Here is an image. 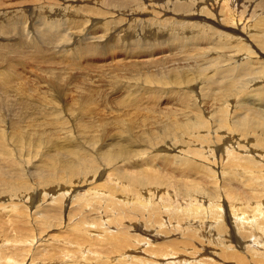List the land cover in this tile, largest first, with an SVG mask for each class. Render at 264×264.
I'll return each mask as SVG.
<instances>
[{"label":"rangeland","instance_id":"1","mask_svg":"<svg viewBox=\"0 0 264 264\" xmlns=\"http://www.w3.org/2000/svg\"><path fill=\"white\" fill-rule=\"evenodd\" d=\"M199 1L201 3L205 2L206 5H207L206 1L210 5H215L214 3L217 2L216 5L218 7H216V10H213V9L211 10L212 11V12H210L211 15L208 13L209 11L207 9L205 10V12H188L185 15H187L190 18V20H187L186 22L193 23V26L198 25V26L205 27V28L209 29V31H211L210 28L208 27L209 25L205 26L203 24H206V21H208L211 24L214 22L215 18L218 19V17H219L218 11L220 10L219 4L223 3L224 0H219V1L218 0L217 1L216 0H206V1L205 0H199ZM231 1H235V0H231ZM240 1L241 0H237V3L242 4V2H240ZM252 1H254V4H253V6H254L255 2L257 0H252ZM19 2H21V0H6V2L0 3V28L7 30L9 32H13L14 33V34H12L13 36H15L17 34H18L17 36H19L20 33L18 31H16L15 29H13V27H12L13 25L3 24L1 22V20L3 21L5 19L1 18V15L10 14L11 12H10L9 7L15 6ZM56 2H58V0ZM175 2H172V3H175ZM172 3L168 7V10H166L164 8L162 11L155 12L154 10L148 8V9L140 10V12H131V14H134L132 16L137 19V21L134 23V26H136L135 27V29H136L135 37L147 39V40H157L158 39L161 41V42H159L161 45H159L158 47L151 46L152 43H149V42H147V43H149L147 45H139L138 46L139 48L145 47V46L153 47V51L152 52L150 51L151 54L142 55L143 53H141V55H139V56H134V57H129V58L126 57V59H125V56H126L125 52L120 50L123 52V55H122V52L120 53V51H117V53H119V54L115 55L117 57V59L114 60L115 56L110 54V52H112L111 48L107 45H106V47H103V46L98 44L95 47H88V48H82V49L77 47L74 52L66 53V54H64L63 58H58V55L56 54L57 51H55V50L60 49V47H59L60 43H57V44L55 43L56 45L51 44L52 46H50L48 49L45 48L44 46H41V45H39L38 48L32 47V46H31V48H28L30 45L25 44V45H23V48H24L22 50L23 52L21 50L19 52V50H16L13 47L15 49V51H17L18 53L14 52L13 54L12 53L7 54L6 58L9 59L11 57L9 60L15 59L14 61L9 62V63L0 64L1 65L0 66V85L3 82H11V83H13V86H15V88L16 87H18V88L23 87L24 91L26 93H29V94L37 93V92L40 93L39 86H38L39 84L41 85V88L45 89L44 85L41 83L42 80L38 78V76L41 77L43 75V73H41L42 69L64 70L65 72L68 71L67 72L68 76L72 75L71 76L72 77L71 82H70L71 84H68V81L70 79H68L67 77L60 79L61 84H59V86H58L59 88H64L66 86V83H65L66 81L68 84L67 86L72 87L66 91H63L64 94L61 95L60 92L56 88L53 87L54 92H55L56 101L61 102V105H60V107H62L61 109L56 108V104L53 108V105L51 107L47 103H46L47 106L45 108L44 107L42 108V106H44L45 104L42 101L41 94H39V96H38L40 98V101H37L36 99L33 100L29 96H26V94H25L24 98L20 102L21 105L23 106V108L17 109L18 110V111L16 110L17 112H10L9 115L7 114V112H3V109L0 107V113L3 112L4 113L3 116H8V118H9V119L8 118L3 119L2 118L3 116H0V120H2V122L0 121V171H2L0 173V178H1V180H0V246H2L4 249V251L0 252V264H23V262L17 261L13 257L14 253H17L20 251L23 252V255H28L30 253L29 254L30 259H32L31 257L35 256L38 259L37 262H41L42 259L43 260H50V261H48L47 264H74V263L75 264H83V263L86 264L87 263L86 260H88L87 264H105L106 261H107L106 264H113V263H115L116 260L114 259V262H113V260L112 261H110V260L112 258H114L118 254V252H111L110 251L111 248L101 252L100 248H102L101 247L102 245L100 246L99 240L104 239L105 236L106 237L109 236L110 233H107V231L112 230V232L113 231L115 232L118 229H119V231L124 230L123 232L130 230L129 232L131 234L132 233H134V234L139 233L137 235H139L141 237V239H143L145 237L144 240H146V241L150 240V243H152L156 247L158 244L160 245L164 242H168V241L172 240V238H176L177 236H180V237L182 236L184 241L192 242V244L188 243V245H187V250H186L187 253H183L182 251H180L177 256H175L173 254V255H170L169 257L163 258L161 260V262H159V264H182V263H184V264H264V257L261 259H257V261L255 260L257 257L264 256V174H247L250 181L252 182V184L254 186L253 189L250 187H249V189H245L248 187H245V188L241 187V180H242L241 176H234L233 174H228L227 177L231 178L232 181L236 185L235 189L239 188L240 189L239 191L246 190V192L243 195L234 196V195H232V192L234 189L227 190L219 201V204H218L219 210L214 211V215L217 216V219L215 221L210 220V216H211L210 212H208V218L204 219L203 217H198L196 215L195 217H197V219H193V216L188 217V213H186L185 210H183V207L187 203V197L186 196H188L185 194L187 193V191L188 192L190 191V190H188V187H192L195 182H197L195 184L196 186H200V184L202 185V188L199 191H200V194L204 195L205 198L199 197L198 199L201 202H205V206H208L209 203H208L207 195L203 194V192L208 193L209 196H214V194L212 192H213V190L214 191L218 190V187L216 186L217 184L222 185V190H223L224 184L226 183L225 179L221 178V176H219L218 174H217V177H215V175L211 174L209 171H207L205 169V164H208V165H211L213 167L212 169L214 170L215 174L218 173L217 171H219L218 165H217L218 163L217 164L215 163L217 166L216 165L213 166L212 164L208 163V162H211V160H208V158L205 156V155L209 154L208 153L209 150L213 149V153L215 154V156H217L215 158L219 159L220 151H222L224 148V145L222 144L223 140H222V138H219V134L222 136L227 135V136H229V138L232 135H234V139H236L238 137L237 138L238 141L237 140H234V141H237L239 144H241V142H242V144L250 145V143H253V141H255L257 144H261L264 147V118H263L264 117L263 116L264 102L255 101L254 99H256V98L253 96L252 97L251 96L245 97V94L240 95L238 98L237 95H234L235 93L232 94L229 90L228 91L226 90L227 86L221 87L222 89L216 88V90L219 94L217 96H215V95L213 96L216 99H213V97L208 98V95L206 92V90H207L206 87H208V85H209L206 82H207V80H210L208 77L212 76L213 78H211V79H218V78H226V76H227L226 79H228L230 77L225 72L222 73V71L226 68L235 69L236 66L241 65L242 61L239 62V60H238L235 62H227V61L223 62L221 60H218V61H213L210 63V61H211L210 60L208 65H207L208 67H211L210 70L207 71V72H209V73H207L208 77H206V75H203V76H201L202 77V80H201V78L199 77L200 75L198 77L192 78L191 77L192 75L189 74V75H187L188 78L187 77L185 78L186 81L181 80L177 83L173 81V80H176V78H177V77H175L176 76L175 71H176V73H177V70L179 71V74L177 73L178 75L183 74V73L188 74V69L186 67H190L191 65H194V63L191 62V57H190L191 54L189 53V51L184 52V51L179 50V53L183 52V53H180V55L181 56L183 55L184 58L183 57L181 58L180 55L178 54L179 56L177 55L175 58H173L174 61L168 62V64L166 63L167 62L166 60H162L160 58L158 61L161 62V64L159 63V65H158V62H155V64L154 63L150 64L148 62L150 60L152 61L153 58H156V57H153L152 59L149 58L150 60L147 59L148 58L147 56L153 55L152 53L157 54V58L165 56V55H167L166 58L170 57V51L167 49L168 46L167 47L165 46V42H168V39H169V35L166 32L167 24L169 22H172V25L182 24V21H181L182 19L178 16L179 14L177 12H172V11H179V9H183V11H184L185 6H190V2L188 0H186L182 3L183 7L173 6ZM248 3L249 2H247V4L246 3L244 4L243 10L248 5ZM205 4H203L201 6L202 7L205 6L208 8V6H206ZM27 5L28 6L26 8L30 9V8L34 7L35 4L28 3ZM129 5H130L129 0H115V4L112 8H116V11H117L118 6L126 7ZM250 6L248 5V8L246 9V13H244V15H245L244 18H246L245 22L247 23L250 21L253 23H258V22H256V20L258 21L259 19L263 22L264 12H261V13L260 12H254L258 8L254 10V9L250 8ZM193 7H195V6H193ZM112 8L107 7L106 10L109 9L107 11L102 9V12H110V10ZM158 8H161V7L159 6ZM157 10L158 9H156V11ZM202 10H204V8ZM82 12H99V11L95 7H93V8L88 9V10H83ZM30 13H31L30 18H29L30 23L28 24V26H29V29H31L30 30L31 32H34L36 21H38L39 24H43L45 26L46 31L53 34L54 38H56L58 36L59 31L56 30V28L51 30L48 27L49 23L52 22L50 14H40L39 16H34L32 14L33 12H29V14ZM242 13L243 12H239V14H240L239 15L238 12H236V13L231 12V15L233 17L235 15H239V16H235V17H240V16H242ZM249 18H250V20H249ZM88 19H91V17H88ZM115 20L118 22V25H121L124 23V21L121 17H116ZM24 24L25 23L20 24L21 30H23ZM52 26H55V23H53ZM247 26L248 25H246L245 27H247ZM33 27H34V29H33ZM231 27H234L236 30L241 29V33L244 35L245 38L242 37L243 36L242 34H239L238 36L241 37L242 44L239 45V44L228 43L227 44L228 47L230 48L232 45H239L237 47L244 46L245 48H247V47L250 48V52H251V54H235V56H237L241 60L245 56H248V55L249 56L253 55L255 57L253 59H255L257 61L260 58H264V55L262 56L261 54H259L261 52H256L254 50V46H251L250 39L247 37V35L244 32H242V31H244L242 29V28H244V25L242 27V24L238 25V24L232 23ZM65 28H66V26H65ZM66 30H62L64 32H66V35L69 34L68 32H70V33L74 32L73 29L66 28ZM223 30L225 32L226 29H223ZM147 31H149V32L145 35L142 33V32H147ZM99 32H100L99 29L96 28L95 30H93L91 32V35H97ZM211 32H213V31H211ZM187 33H191V32L187 31L182 36L186 35ZM0 34L3 37V34L1 33V31H0ZM217 34H218V32H213V35H217ZM4 35H6V34H4ZM137 40H139V39H137ZM237 41H238V39H237ZM12 42H14V41H12ZM56 42H57V40H56ZM58 42H60V41H58ZM15 43H19V42H15ZM15 43H13V44H15ZM41 47H42V49H41ZM161 47H162V49L160 50ZM34 48H37V49H35L33 51ZM52 48H55V49H52ZM163 48H165V49H163ZM43 49H44V51L45 50L46 51L43 52L42 51ZM98 49L102 50V52L104 54L103 53H99L98 55L95 54L97 56L91 54L92 56L89 55V56H86L87 58H85V57L83 58V56L86 53H89L90 51H95ZM2 52L5 55V51H2ZM21 52L23 54H21ZM38 52H39V54L40 53L41 54L39 55ZM240 52L244 53L245 50H241ZM25 53L27 55H25ZM28 53L31 54V56H33V57L35 56V57L34 58L31 57ZM32 53H33V55H32ZM34 53H36V54L34 55ZM187 53L189 55H187ZM257 53H258V55H257ZM184 54H186V55H184ZM8 55H10V57ZM20 56L23 58H21ZM187 56H188V58H187ZM177 57H180V58H177ZM238 58H234L233 60H236ZM33 59L42 60L44 63L40 64L37 60H36L37 61L36 62ZM122 59H123V61H122ZM176 59H178V60H176ZM0 60H1V58H0ZM20 60H22V62L24 63L23 65H21ZM48 60H49V62L45 63V61H48ZM125 60H127V61L129 60V62L126 61V63H129V64L125 68L134 67L137 65H142L144 63L146 66L142 70L143 73L139 75V79H141L142 76H144V78L142 77L141 80L138 79V82H137L136 78H138V76H135V75H137L136 74L137 72L131 73V75H130V72H127V73L123 72L122 73L121 69L123 67H120V66H118L112 70L113 72L115 70H119V71H116V73L114 75L103 73V72H107V73L109 72L108 66L110 67L114 63L116 65V63H118V61H120V62L122 61L125 63ZM162 61L164 62V64H162ZM203 61H205V60H203ZM60 62H66L69 65H71L70 70L66 71V69L64 68L65 65L61 64ZM218 62H220L221 64L220 63L218 64ZM105 63H106V67H105ZM156 63H157V65H156ZM84 65H88V68L90 67V69H84V68H87V66L84 67ZM2 66H5V68H2ZM35 66L38 69L35 70V68H34ZM80 66L83 68H79ZM243 66H244L243 68H246L250 65L244 64ZM61 67H63V68L61 69ZM153 67H156V68L160 67V68L159 69L155 68V70H153ZM193 67H195V66H193ZM193 67H190V68H193ZM200 67H201V65H200ZM30 68H32L34 70H32V71L27 70V71L19 72L22 69H30ZM39 68H41V69H39ZM185 68H186V71H185ZM243 68H241L242 69L241 72H239V71H238L239 73L235 72L237 76L244 73ZM156 70H157V72H155ZM159 70H163V71L158 72ZM92 71H93V73H92ZM217 71H219V72L217 74H215V72H217ZM87 72H89L90 75L85 76ZM164 72L165 73L168 72V74L165 77V79L162 80L161 75L165 76ZM150 73H151V76H150ZM220 73H222V74H220ZM94 74L96 76H94ZM60 75H62V74H60ZM117 75L119 77H117ZM159 75H160V78H157V77H159ZM214 75H216V76H214ZM84 76H85V79H84ZM149 76H150V78H148ZM127 77H129V78H127ZM171 77H175V79L171 80ZM151 78L154 81L153 83L156 82L155 84H152L154 86L150 85L151 80H152ZM144 79H146V80H144ZM147 79L150 83L147 81ZM18 80H21L22 83L17 82ZM126 81L129 83H127ZM119 82H120V84H119ZM139 82H140V84H139ZM142 82H145V83H142ZM180 83H183V84L181 85ZM187 83L189 86L187 85ZM83 84L85 86L88 85L87 87L92 86L93 96L90 98V100L92 101L95 98V103H93V105L91 106V108H92L91 113L97 114L96 116L102 117L105 119L107 117L106 121L108 123L110 122L109 125L107 124V126H105V125L103 126L104 131L101 134H98L96 130L89 133V135H87V134L84 135L83 133H80L79 130H76V131L73 130V132L76 133V134H73L72 129H69L66 131H65V129H63L64 127H69L67 120L71 121V122L74 121L73 118H71V120H70L71 115L72 116L77 115V112L75 114L74 111L70 112L67 109H63L64 108L63 104H64L65 108H67L68 104H72L73 102L77 103V98H78L77 94H78V91L82 90ZM166 84H169V86H172V89L174 91L177 88H178L177 90L179 91L180 87H182V89H184L186 87L185 89L189 90L191 95H192L191 100H193V99H197V101L198 100L201 101V99L205 100V101L203 100V103L205 105L204 104L201 105L200 109L202 110V108L205 107V109H203V111L206 110V114L204 116L207 117L206 119L208 121L211 119L209 121L210 122L209 127L211 128V134L213 136L210 135L209 138L211 140L214 139L213 141H215V145H213L212 141H209L207 138H204V139L197 138L198 137L196 135L197 133H193V136L197 138V139L195 138L196 141L195 140L192 141L193 144L189 143L190 141H188V140H190V139H187V141L185 143V142H179V138L178 139L171 138V137L160 138V136H159L160 132H157L159 130H158L157 125L154 123L153 120L157 119V120L161 121V123L162 122L164 123L165 119H166L165 121H167V119L170 118L169 114H166V113L174 110L175 106H176L175 109H177L181 104H183L182 100L179 97H177V98H179V100H178V99H174L175 97L171 98V96H169V94H170L169 89H171V87H169L167 85L166 86L167 88H166L165 87ZM136 85H137V87L139 85H141V86H139L137 88V87H135ZM222 85L224 86V84H222V83H219V85H218V81H216L213 85H210V87H212L211 89L214 90L215 87H219ZM124 86H125V88H128V89L125 90V88H124V90H122ZM150 86L152 88H150ZM173 86L175 89L173 88ZM252 87H253V89H257V88H260L261 86H260V83H256ZM159 88H160V91L157 92ZM164 88H166L169 91H167L166 89L164 90ZM191 88H195V89H191ZM227 89H229V87ZM253 89L248 90V91L252 92ZM194 90H195V92H194ZM84 91H86V90H84ZM124 91H125V93L126 92H129V93L125 94ZM151 91L152 92L156 91V94H154L155 97L150 96L149 92H151ZM88 92H90V91H86L85 93H88ZM228 92L231 94H229ZM13 93L9 92L8 93L9 95H7V96L8 97L11 96L14 99L17 98L16 96H18V95L16 94V92H13ZM194 93H196V94H194ZM227 93L229 96L227 95ZM253 93H254V91H253ZM163 94H165V95H163ZM222 94H224V95H222ZM0 95H2V93ZM126 95H133L132 97H134V95L135 96L138 95L139 97L143 96V98L146 100L143 99V101L141 102L142 104L141 103L139 104L140 107H142V108H139L141 110L134 109L135 107L133 108L130 105L131 100L130 99L128 100ZM161 95H162V97H161ZM2 96L4 98V95H2ZM7 96H5V97H7ZM236 96H237V98H235ZM159 97L161 98V101L156 102V100ZM201 97H203V98H201ZM206 97L208 98L209 101H207V99H205ZM217 97H219V98H217ZM122 98H125L126 101L124 99V102H123ZM224 98H225V100L227 98L230 99L229 103H230L231 107H230V111L228 110V112H227L229 117L234 116L231 114L233 111H234L233 114L235 113V115H237L236 117H242V116H245L244 113L254 111L253 110L254 108H257V110L260 109L261 112H259L260 113L259 115H253L251 117L250 121L245 123V125H247L248 129L251 127L253 128V126L255 128V131L253 132V134L250 137L247 136L248 132H246V131L241 132L239 130H235L236 132L238 131L237 133L234 132L236 134H234L233 132H231V134H230V131H232V130H229L230 128L225 127V126L220 127L219 122L215 121L218 118V116H217L218 114L216 115V113L214 111H212L214 108L213 102H215L217 100V104L220 105V103L224 102ZM248 98H249L250 102H248ZM9 99H11V98H9ZM233 99L236 101L234 102ZM153 100H155V102ZM243 100H247L246 106H248L250 103L255 105V106L250 105L246 109L242 108L240 110V108H238V106H239L238 103L239 102L242 103ZM127 101L129 102V104ZM174 103H177V104L174 105ZM166 104H168L167 107L170 106V107H168V108H170L169 111H168V108L166 107ZM171 104H172V106H171ZM142 105L148 106L147 108L152 107L150 109H152L153 111L151 110V113H150V111L148 112V110H150V109H147L146 106L144 107ZM184 106L185 105H181L182 108ZM208 106L213 107V108H210L211 109L210 110L208 108ZM127 107L130 109L126 110V109H128ZM136 107H137V105H136ZM143 107L146 110H144ZM158 107H159V109H158ZM163 107H165L168 112L166 110H162V109H165ZM172 107H173V109H172ZM113 108H115V109H113ZM207 108L209 111L207 110ZM47 109H49V110H47ZM238 109L240 111H238ZM243 110H245V111L243 112ZM120 111H122V112L125 111L124 113L127 114L128 117L131 118L133 116L137 119V121H138L137 125L138 126L135 130H133V131H135L134 136L128 137L126 135L125 128L121 127V125L118 124V122L115 120V115L117 113H119ZM83 112L84 111H81L79 113H83ZM174 112H176L178 114L181 113L180 109H178ZM54 113H55V115H54ZM145 113H146V116L148 113L150 119L145 118V116H144ZM213 113H215V117H213V115H214ZM11 114L13 117L11 116ZM15 114H16V116H15ZM162 114H164V115L166 114L168 116L167 117L161 116ZM57 115H60V117L59 116L57 117ZM207 115L210 116V118ZM24 116H29V117L26 118ZM18 117L19 118H25L26 120L20 121ZM77 117H78V115H77ZM159 117H160V119H159ZM29 118H31V119H29ZM56 118H60V120H58L56 123L50 122V123H46V125H44L42 123V121H45V122L48 121L49 122L50 119L56 120ZM144 119H146L147 124L142 123L143 122L142 120H144ZM29 120H30V122H29ZM63 120H64V124L62 123ZM11 121H14L13 123L15 124V126L12 129H6L5 128L6 124H8V123L13 124ZM31 121L33 122L32 124H31ZM115 121H116V123H115ZM78 122H79L78 120H75V123H78ZM34 124H36V126H38V127H35L38 129V132H36V133H35V130L32 129V128H34ZM72 124H74V122H72ZM84 125H86V124H84ZM80 126H81L80 124H77V125H74V128H80ZM148 126H149V128H148ZM22 127L25 129H23ZM28 128H30V131H25ZM225 128H227V129H225ZM37 129H36V131H37ZM144 129H145V131H144ZM216 129H218V130H216ZM222 130H224V131H222ZM226 130H228V132H229L228 134L226 133ZM40 131L41 132L46 131L47 134L45 133L43 135H40L41 134ZM146 131H148V132H146ZM154 131L156 133H154ZM25 133H26V135H25ZM240 133H246V135L240 139L239 138ZM203 134H204V132H203ZM190 135L192 136V134H190ZM68 138L69 139L71 138L72 140L71 139L69 140ZM74 139H76V140H74ZM79 139H80V141H79ZM248 139L249 140L254 139V140L249 141ZM66 140L68 143L66 142ZM84 141H85V143H84ZM76 142L80 143V144H76ZM199 142H200V144H199ZM216 142H218V144H216ZM242 144H241V147L238 148L237 154H240V153L247 154L248 153L247 150L243 149ZM76 145H80L81 147H75ZM218 146H221L222 148H218ZM83 147H84L83 150H85V151L83 153L81 151L78 153V150H82ZM235 147H238V146L235 145ZM75 148L77 150V151H75L77 156L74 155L75 154L74 152H72V151H74L73 149H75ZM195 148L199 149L200 152L197 154H193V156H192L191 151L194 150ZM66 151H67V153H66ZM55 152L58 153V155ZM262 153L263 154H257V159L261 164L264 165V162H263L264 161V151ZM70 154H71V156H70ZM167 154H169V155L175 154L177 157H180L179 159H183V158H185V159H192V158L194 159L195 158L196 159L197 158L195 160V161H198L197 164L203 165V166L201 167V169L197 168L195 171H193L191 173L189 172L188 174H185L186 173L185 171H180L181 175H179L177 172V169L175 168V165H176V163L174 162L175 159H173V156L169 157V155H167ZM72 155H74V156H72ZM162 155L164 156V158L168 157L167 160H169V161L171 160L170 163H171L172 167H169L170 169L167 168L168 170L166 169V173H164L165 167L159 163ZM74 157H77V159ZM75 160H78V162ZM150 161H153L154 163L155 162L156 163L153 164ZM45 162H46V164H45ZM68 162H70L71 164L70 163L68 164ZM73 162L76 165H74ZM211 163H213V162H211ZM61 164H62V168H60ZM63 164L65 166L64 169H63V167H64ZM68 165H70L71 167H72V165H73V167L75 166L74 167V173L75 174H89L88 176L90 178L88 179L87 184L86 183L84 184L85 188H86V186L88 188H91L94 185L95 180L93 178H91L92 174H98L97 178L100 176L99 174H101V175L102 174H117V175L121 174V176H123V178H124L125 177L124 174H155V173H159L160 179L162 180V182H160V183H162L163 185L159 186V183H158L157 186H159V189L164 190L163 194L169 193V195H171L173 197V199L171 201H169V203L172 204V206H171V208L165 210V209H162L157 204H153L144 212V214L143 213L136 214L137 216L136 215H134V216L138 217V218H136V219L134 218V219H130V220H129L130 217H128V216H131V215L126 213V214H124V217H123L124 220H122V222H119L122 224H117V225H115L112 222L105 220L106 216L111 215L114 210L113 209H106L104 201H102V203L100 204V203H98L99 200L96 199L95 202H93L91 205H89V208H88V206L86 208L85 205L82 206V204H81L79 207H77V209H75V207H71V205H72L71 197L75 198V195L72 194L70 197L69 196L71 194L70 193L66 197V199L64 200L65 201L64 204L61 206V203H58L57 200L55 201V199H53V198H55V197H59V199H60V197L63 198L62 195L58 196L57 194H60L59 189H60V186H62L64 182L62 183L60 181L61 183L60 182L59 183L62 185L58 186V182L56 181V179H54L55 178L54 175H57L58 172H59L58 174H63L62 169L64 172H66V174H68V173L71 174V171L70 172L68 171L70 168V166H68ZM105 166H107V168H103ZM173 167H174V169H173ZM101 168H103V169H101ZM143 168H145V170H153V172H155V173H135V171L143 170ZM42 169H44V170H42ZM52 169H54V170H52ZM57 169L61 170V171H58ZM55 170H56V172L58 171L56 174L54 173ZM96 170H97V173L95 172ZM131 170H133V171H131ZM206 172H208L207 173L208 176H206L207 175ZM184 174L186 175V177L184 176ZM171 175L173 177H175V180L171 178L172 177ZM121 176L119 175L120 178H121ZM210 176H211V178H210ZM70 177L71 176H68L65 181L70 182L72 180V178H70ZM52 178H53V180H52ZM42 180L45 181V183ZM103 181H104V179H103ZM183 181H184V183H183ZM198 181H200V183ZM101 182L102 181L100 179H98V181H96L95 185L97 183H101ZM198 183H199V185H198ZM116 185H117V183H115L113 185V188H114L113 190H114V192H117V194H118V190H120V189H119V187H114ZM84 186L82 187V185H80V183H79L78 185L75 186L77 189L76 191H80L81 189H85ZM166 186H168V187H166ZM160 187H162V188H160ZM24 188H28L27 191L31 195V196L23 197L25 199L28 198L27 199V200H29L28 203H26L25 199L23 200V198H20L21 196L20 197L18 196V194H21L22 191L24 192ZM30 189H32V190L29 191ZM43 189H45V190H43ZM116 189H117V191H115ZM53 191H54V194H53ZM110 191H112V188L110 189ZM215 192H217V191H215ZM74 193H75V191H74ZM130 193L135 194L132 191H130ZM114 194H116V193H114ZM15 196H16V198H15ZM164 199H165V203H167V199L166 198H164ZM7 203H10V204L12 203L13 207L15 208V211H13L12 208L5 207L4 205H6ZM94 204L97 206V207L95 206L96 208L94 207ZM160 204H162V203H160ZM62 207H63V209H62ZM67 207L68 208L71 207L70 208L71 211H70V209L65 211L64 209L65 208L67 209ZM99 207H101L102 210L97 209ZM119 207H120V209H122L121 206H119ZM92 208L95 210H92ZM10 210L12 211V213ZM77 212H78V214H80L79 216L76 215ZM26 213L28 216L26 215ZM46 213H48V214H46ZM67 213H69V216L72 215L69 218V220L67 219V215H68ZM64 214H66V218H65ZM74 214H75V216H74ZM119 214L120 215H116L118 217V219L121 218V213H119ZM125 215H126L127 219H126ZM206 217H207V215H206ZM51 218H53L54 220ZM82 218L87 219L88 222H92L94 219V221H97V224L87 223V224H85L86 227L80 224L79 226L84 228V231H89L88 227H92V231L88 232L90 234L87 233V234L81 235L83 237L78 239L77 234L81 233V230L74 227V226H75V224L76 225L79 224V220H81ZM73 220H74V222H73ZM131 220H132V222H131ZM201 220H203L202 223L204 224L205 228L203 230H200V231L197 230L195 236H193V234L195 232L192 229H189L186 232H182L183 228H187L190 225L194 226V228H196V227L199 228ZM191 222H194V223L191 224ZM209 222H215V223H219V224L222 223L223 226L227 228V231L222 235H218L216 233V231L213 228H211V231L208 233V226H209L208 223ZM179 223H182L184 225L180 229V233L182 232L183 235L180 233L170 235L168 233L169 230H171L172 232L177 231L176 228H177ZM67 225H68V229H67ZM121 225H123V226H121ZM135 225H136V227H134ZM72 226L74 228H72ZM19 229H20V231H19ZM137 231H139V232H137ZM142 232H144V233L142 234ZM59 233L62 234L61 237L59 236L60 235ZM5 234H8V235L10 234L9 237H12L15 239H16V237L19 238L20 236H22V237L25 236L26 237V244L22 248H20L19 250L14 251L11 247V244H10L11 242L5 237ZM11 234H12V236H11ZM15 234H16V237H15ZM99 234H101L100 237H99ZM188 234H190V236ZM202 234H204V235H202ZM48 235H49V238H48ZM54 235L57 236V240H55L56 237ZM89 235H90V237H89ZM174 235H175V237H174ZM85 236L87 239L85 238ZM202 236H204V237H202ZM51 238L54 239V241ZM61 238H62L61 241H64V242L60 241ZM48 240L50 242H47ZM86 241H88V243L89 242L90 243L88 244V243H86ZM133 241H134L133 238H131L130 241L125 242L127 245L123 246L122 250H123V248H125V250H128L131 247H137L138 245L136 246V244H134ZM79 242H80V244H79ZM103 242H104V240H103ZM77 244H78V246H77ZM90 244H93L91 246V248H92L91 250L94 253H97L98 256L89 252V254L86 253L87 257L84 259V258H82L83 252L84 251L88 252ZM145 246H147L145 249H148L149 247H151L150 245H145ZM28 247H30L31 252L30 251L25 252V250ZM70 248L73 250L75 249V251L73 252L71 250L72 252L71 251L69 252V250H68V252H69V254H68V252L66 250L70 249ZM64 249H66V250H64ZM154 249H156V248H154ZM64 251L67 253H65ZM89 251H90V249H89ZM61 252H64V253H62L60 255ZM129 253H131V252H129ZM136 253L138 256L143 255V253H141V254H138V252H136ZM31 254H32V256H31ZM39 254L40 255L42 254L43 256L41 255V257H40ZM103 254H104V256L106 255L107 257L109 255H115V256H112L111 258H108V260H107L106 256L103 259V257H102ZM133 254H135V252H133ZM144 254L147 255L148 250L144 251ZM76 255H78V256H76ZM60 258H61L62 262H61ZM54 259H56V260H54ZM64 259H66V260L63 261ZM67 259H69V260L67 261ZM102 259H103V261H102ZM79 260H82V262L81 261L79 262ZM36 263H34V264H36ZM41 264H46V263L42 262Z\"/></svg>","mask_w":264,"mask_h":264},{"label":"bare ground","instance_id":"2","mask_svg":"<svg viewBox=\"0 0 264 264\" xmlns=\"http://www.w3.org/2000/svg\"><path fill=\"white\" fill-rule=\"evenodd\" d=\"M56 1L57 0H24V1L21 0V2L17 3L15 6H10L9 7L10 12H11L10 14L1 15V18L5 19L3 21L1 20V22L3 24H6V25H13L12 26L13 29L18 31L20 34H19V36H17L18 34L13 36L12 35V34H14L13 32H9L7 30H4V29L0 28V31L3 34V37L0 34V58H1L0 64L9 63V62L14 61L15 59L9 60L11 58L10 55H8L10 58L8 57L9 59H7L6 58L7 54L8 53H12L13 54L14 52L16 53L17 51H15V49L19 50V52H20V50L22 51L24 49L23 45H25V44L30 45L28 48H31V46L38 48L39 45H41V46H44L45 48L48 49L50 46H52L51 44L60 43L59 44L60 49L59 50L58 49L55 50V51H57L56 54L58 55V58H63L64 54H66V53L74 52L77 47L82 49V48H88V47H95L98 44L103 46V47H106V45L109 46L111 48V51H112V52H110V54L113 55V56H115L116 54H119V53H117V51H120V50L124 51L125 55H126L125 59H126V57L129 58V57L139 56V55H141V53H143L142 55L151 54V52L153 51V47H158L159 45H161L159 43L161 41L158 40V39L157 40H147V39H142V38L135 37V32H136L135 27L136 26H134V23L137 21V19L132 16L134 14H131V12H140V10L148 9V8L154 10L155 12L162 11L164 8L166 10H168V7L171 5V3L175 2V1H176L175 3H172L173 6L183 7L182 3L184 1H186V0H129V3H130L129 6H126V7L118 6V10L117 11H116V8H112L114 6V4H115V0H58V2H56ZM188 1L190 2V6H185V10L184 11H183V9H179V11H172L171 10L172 12H177L179 14L178 16L182 19L181 20L182 24H178V25L174 24V25H172V22H169L167 24L166 32L169 35V39H168V42H165V46L166 47L168 46L167 49L170 51V57L166 58L167 55H165V56L157 58V54L152 53L153 55L147 56L148 57L147 59H149V58L152 59L153 57H156L157 59L153 58L152 61L149 59L151 62L150 61H148V62L150 64L151 63L155 64V62H158V65H159V63L161 64V62L158 61L159 58H160L162 60H166L167 62L166 61L165 62L168 64V62H173L174 61L173 58H175L178 54L180 55V53H183V52L179 53V50L180 51H184V52H188L189 51V53L191 54V56H190L191 57V62L194 63V65L190 64L191 65L190 67H193V66H195V67H193V68L186 67L188 69V74H186V73L184 74L183 73V74L178 75L179 71L177 70L178 74L175 71V74H176L175 77H177V78H176V80H173V81L177 83V82H179L181 80L182 81L185 80L186 77L188 78L187 75H189V74L192 75L191 76L192 78L193 77H198L200 75L199 77L201 78V80H202L201 76H203V75H206V77H208L207 73H209V72H207V71H209L211 67H208L207 65H208L210 60H211L210 63L213 62V61H218V60H221L223 62H226V61L227 62H235V61H238V60H239V62L242 61L241 65L240 66H236L235 69L226 68L223 71L221 70L222 73L225 72L230 78L226 79L227 78V76H226V78L211 79L213 77L210 76V77H208L210 80H207L208 78L206 79L207 80L206 83L209 84L208 87H206V89H207L206 92H207L208 98L213 97L214 95L215 96L219 95L217 90H216V88H221V87L227 86L226 90L227 91L229 90L232 94L235 93L234 95H237L238 98H239L240 95L245 94V97H248V96L252 97L253 96V97L256 98V99H254L255 101L264 102V58H260L257 61L255 59H253V58H255L253 55H251V56L248 55V56H245L241 60L240 58L235 56V54H251V52H250V48H248V47L247 48H245L244 46L237 47L240 44H242L241 37L238 36L239 34H242L241 33V29L236 30L234 27H231L232 23L238 24V25L242 24V27L244 25V28H242L244 31H242V32H244L247 35V37L250 39L251 46H254V50L256 52H261L259 54H261L263 56L264 55V20L262 22L258 18L259 20L258 21L256 20V22H258V23H253V22H250V21L246 23L245 22L246 18H244V16H245L244 13H246V9L248 8V5L249 6L251 5L250 8H252L254 10L258 8L254 12H260V13L264 12V0H257L256 1L257 3L255 2L254 6H253L254 1H252V0H241L240 2H242V4H238L237 0H235V1L224 0L223 3L219 4V9L220 10L218 11L219 12L218 19L215 18L214 22L211 23V24L208 21H206V24H203L205 26L209 25L208 27L210 28L211 31L218 32L217 35H213V32L209 31V29H207L205 27L198 26V25L193 26V23L186 22L187 20H190V18L187 15H185L188 12H205L206 9L209 11L208 13L210 14V12H212L211 11L212 9L216 10V7H218L216 5L217 2L214 3L215 5H210L205 0L206 3H207V5H206L205 2L201 3L199 0H188ZM4 2H6V0H0V3H4ZM247 2H249V3L245 7V9L243 10V6H244L245 3L247 4ZM28 3L35 4V5H34V7L30 8V9H27L26 7L28 6L27 5ZM203 4L208 6V8L205 7V6L202 7L201 5H203ZM159 6L161 8H158ZM193 6H195V7H193ZM93 7H95L99 12H82L83 10H88V9L93 8ZM107 7H111L112 8L110 10V12H102V9L105 10V11L109 10V9L106 10ZM203 8H204V10H202ZM156 9H158V10L156 11ZM29 12H33L32 14L34 16H39L40 14H50L52 22L49 23L48 27L51 30L56 28V30L59 31L58 36L56 38H54L53 34H51L50 32L46 31L45 30V26L43 24H39L38 21H36L34 32H31L30 31L31 29H29V26H28V24L30 23L29 22L30 21L29 18H30V15H31V13L29 14ZM231 12H235V13L238 12V14H239V12H243V13H242V16H240V17H235V16H239L240 14L239 15H235L233 17L231 15ZM88 17H91V19H88ZM116 17H121L123 19L124 23L121 24V25H118V22L115 20ZM249 20H250V18H249ZM21 23H25L24 26H23V30H21V26H20ZM53 23H55V26H52ZM246 25H248V26L245 27ZM65 26L68 29H73L74 32H72V33L68 32L69 34L66 35V32L62 31V30H66ZM96 28H98L100 32L97 35H91V32L93 30H95ZM33 29H34V27H33ZM223 29H226L225 32H224ZM187 31L191 32V33H187L186 35L182 36ZM148 32L149 31L142 32V33L145 35ZM4 34H6V35H4ZM242 37L245 38L244 35ZM55 39L57 40V42H56ZM137 39H139V40H137ZM237 39H238V41H237ZM12 41H14V42H12ZM58 41H60V42H58ZM15 42H19V43H15ZM147 42L152 43L151 46H153V47H148V46L141 47V48L138 47L139 45H147V44H149ZM13 43H15V44H13ZM228 43L239 44V45H232L229 48L228 45H227ZM37 48H34L33 51L35 49H37ZM41 49H42V47H41ZM44 49L42 50L43 52L46 51V50L44 51ZM52 49H55V48H52ZM161 49H162V47L160 48V50ZM163 49H165V48H163ZM241 50H245V52L242 53V52H240ZM2 51H5V55L3 54ZM122 51H120V53ZM22 52H21V54H23ZM39 52H38V54H39ZM99 53H103L102 50L98 49V50H95V51H90L89 53H86L83 56V58L84 57L87 58L86 56H89L91 54L92 55H95V54L98 55ZM35 54L36 53H34V55ZM25 55H27V54L25 53ZM29 55L31 56V54H29ZM32 55H33V53H32ZM97 55H95V56H97ZM122 55H123V52H122ZM184 55H186V54H184ZM187 55H189V54L187 53ZM257 55H258V53H257ZM31 57H33V56H31ZM180 57L184 58L183 55L182 56L180 55ZM180 57H177V58H180ZM21 58H23V57H21ZM187 58H188V56H187ZM234 58H238V59L233 60ZM116 59H117V57L115 56L114 60H116ZM202 59L205 60V61H203ZM33 60L34 61L37 60L40 64L44 63L42 60H39V59H33ZM176 60H178V59H176ZM122 61H123V59H122ZM122 61L121 62L118 61V63H116V65L114 63L110 67L108 66V68H109L108 69L109 70L108 73L107 72H103L102 71L103 69L101 71L103 73H106V74L114 75L116 73V71H119V70H115L114 72L112 70L115 69L116 67L120 66V67H123L121 69L122 73L123 72L124 73L130 72V75H131V73L137 72L136 73L137 75H135V76H138V78H136L137 82H138L139 75L143 73L142 70L145 68L146 65L143 63L144 65L142 64V65H137V66H134V67L125 68V67H127V65L129 63H126L127 60H125V63L122 62ZM20 62H21V65L24 64L22 62V60H20ZM46 62H49V60L45 61V63ZM127 62H129V60ZM220 62H218V64ZM60 63L65 65L64 68L66 69V71L70 70V66L71 65H69L66 62H60ZM162 64H164L163 61H162ZM244 64L250 65V66H248L246 68H243ZM156 65H157V63H156ZM200 65H201V67H200ZM86 66H87V68H84V69H90V67L88 68V65H84V67H86ZM105 67H106V63H105ZM2 68H5V66H2ZM34 68H35V70L38 69L36 66ZM62 68L63 67H61V69ZM79 68H83V67L80 66ZM155 68L156 67H153V70H155ZM159 68H156V69H159ZM186 68H185V71H186ZM241 68H243L244 73L241 74L242 76L241 75L237 76L235 72H238V71L241 72V70H242ZM39 69H41V68H39ZM27 70L32 71L34 69H32V68H30V69H22L19 72H23V71H27ZM161 71H163V70H159L158 72H161ZM67 72H65L64 70H56V69H42L41 73H43V75L41 77H39L38 75L37 76H38L39 79L42 80L41 83L44 85L45 89L41 88V85L39 84L38 86H39L40 93L37 92V93L29 94V93H26L24 91L23 87H20V88L16 87L15 88V86H13V83H11V82H3V83H1L0 92L2 93V95H4V98H3L2 95H0V107L3 109V112H7V114L9 115L10 112H17L18 111L17 109L23 108V106L21 105L20 102L24 98L25 94H26V96H29L31 99H33V100L36 99L37 101H40V98L38 96H39V94H41L42 101L45 104L44 106H42V108L43 107L45 108L47 106L46 105V103H47L51 107L53 105V108H54V106L56 104V108L61 109L62 108V107H60L61 102L60 101H56V99H55L54 88H56L60 92L61 95L64 94L63 91H66V90L72 88V87H68L67 86L68 84H71L70 82H71V78H72L71 77L72 75L68 76ZM89 72H87L85 76L90 75ZM155 72H157V70ZM218 72L219 71L215 72V74H217ZM92 73H93V71H92ZM222 73H220V74H222ZM60 74H62L63 76L60 75ZM164 74H165V76L163 75L164 77L161 75L162 80L165 79V77L167 76L168 72L167 73L164 72ZM85 76H84V79H85ZM94 76H96V75L94 74ZM150 76H151V73H150ZM150 76L148 78H150ZM214 76H216V75H214ZM64 77H67L70 80L68 81V84H67V81L65 82L66 86L64 88H59L58 86H59V84H61L60 83V79L64 78ZM117 77H119V76L117 75ZM142 77L144 78V76H142ZM142 77H141V79H142ZM175 77H171V80L175 79ZM127 78H129V77H127ZM157 78H160V75ZM141 79H139V80H141ZM144 80H146V79H144ZM147 81H148V79H147ZM216 81H218V85H219V83H222V84H224V86L222 85V86H219V87H215V89L213 90V89H211L212 87H210V85H213ZM17 82L22 83L21 80H18ZM153 82L154 81L152 79L151 80V84H150L151 86H154L152 84L156 83V82L155 83H153ZM127 83H129V82H127ZM142 83H145V82H142ZM256 83H260L261 87L257 88V89H253L252 86H254ZM119 84H120V82H119ZM139 84H140V82H139ZM180 84L182 85L183 83H180ZM141 85H139V86H141ZM167 85L169 86V84H166L165 87ZM187 85H188V83H187ZM87 86H85L83 84L82 90L78 91L77 103L73 102L72 104H68L67 108H65V106L63 104V107H64L63 109H67L70 112L74 111L75 114L77 112V115H78V117H77V115L72 116L70 114L71 115L70 120H71V118H73L74 121H72V122H74V124H72L71 121L67 120V123L69 124V127H64V128L62 127L63 129H65V131L69 130V129H72V132H73V130L74 131L79 130L80 133H83L84 135L85 134L89 135V133H91L94 130H96L98 134H101L104 131L103 126L104 125L107 126V124L108 125L110 124V122L108 123L106 121L107 117L105 119V118L96 116L97 114H92L91 113V109H92L91 106L93 105V103H95V98H94V100H92L93 102L90 100V98L93 96V93H92L93 90H92V86L91 87H87ZM151 86H150V88H152ZM135 87H137V85ZM169 87H171V89H172V86H169ZM228 87H229V89H227ZM124 88H125V86L123 87L122 90H124ZM160 88L158 89V91L157 90L156 91L159 92ZM166 88H164V90ZM173 88H174V86H173ZM185 88L182 89V87H180L179 88L180 92L177 90L178 88L177 89L174 88L175 91L173 89L171 90L169 88L168 89L170 91L166 89L167 91L170 92L169 96H171V98L175 97L174 99H178V100L180 98L182 100V102H183V104H181V105H185V106L182 108L181 105L179 104L180 106L179 107L177 106L178 107L177 109H175V107H176L175 106L174 110L169 111L170 108H168V107H170V106L167 107L168 104H166V107L168 108L169 112L166 110L165 107H163L165 109H162V110H166L168 112L166 114H169L170 118H168L167 121H165L166 120L165 119L164 123L163 122L161 123V121H159L157 119L153 120L154 123L157 125V128L159 130V131H157V130L156 131L160 132L159 133L160 138H167V137H171V138H175V139L179 138V142H185V143H186L187 139H190L188 141H190L189 143H192V144H193L192 141L195 140V138H196V137L193 136V133H197L196 134L198 136L197 138H199V139L207 138L209 141H212L213 145H215V141H213L214 139L211 140L209 138L210 135L213 136L211 134V128L209 127V125H210L209 121L211 119L208 121L206 119L207 117L204 116L206 114V110L203 111V109H205V107L202 108V110L200 109L201 105L204 104L203 103L204 99H201L202 102L199 101V100L197 101V99L191 100L192 95H191L190 91L185 89ZM126 89H128V88H125V90ZM191 89H195V88H191ZM251 89H253L254 93H253V91L252 92L248 91V90H251ZM84 90L90 91V92L85 93L86 91H84ZM156 91L155 92H152V91L149 92L150 96L151 97L154 96V94H156ZM9 92H12V93L16 92V94L18 95V96H16L17 98L14 99L11 96L8 97L7 95H9L8 94ZM194 92H195V90H194ZM124 93H125V91H124ZM126 93H129V92H126ZM228 93H227V95H228ZM231 93H229V94H231ZM194 94H196V93H194ZM163 95H165V94H163ZM222 95H224V94H222ZM5 96H7L8 98L5 97ZM132 96L133 95H126L128 100L129 99L131 100L130 101V105L133 108L135 107L134 109L141 110L139 108H142V107H140L139 104L143 101V99H144L143 96H141V97H139L138 95H136V96L134 95V97H132ZM237 96L235 98H237ZM161 97H162V95H161ZM177 97H179V98H177ZM219 97H217V98H219ZM9 98H11V99H9ZM201 98H203V97H201ZM208 98L206 97L205 99H207V101H209ZM122 99H123V102H124L125 98H122ZM213 99H216V98L213 97ZM144 100H146V99H144ZM125 101H126V99H125ZM153 101L155 102V100H153ZM159 101H161L160 97L156 100V102H159ZM235 101L236 100H234V102ZM246 101L247 100H243L242 103L241 102L238 103L239 104L238 108H240V110L242 108L246 109L248 106L253 105V104L250 103L248 106H246ZM229 102H230V99L227 98L225 100V98H224V102H222V103L219 102L220 103V105H219V104H217V100H216L215 102H213L214 108L213 107H209V106H208V108L209 109L213 108L212 111H214L216 113V115L218 114L217 115L218 118L215 121L219 122L220 127H224L225 126V127L230 128L229 130H232V131H230V134H231V132H233V133L236 132L235 130H239L241 132L242 131H246V132H248L247 136L250 137L253 134V132L255 131V128L253 126L254 129L252 127L248 129V127H247V125H245V123L249 122L253 115H259L260 114L259 112H261L260 109L258 108L259 110H257V108H254L253 109L254 111L246 112V113H244L245 116H242V117H236L237 115H235V113L233 114V112H234L233 111L231 114L234 115V116L229 117L228 114H227L228 110L230 111V107H231ZM248 102H250L249 98H248ZM128 104H129V102H128ZM175 104H177V103H174V105ZM136 105H137V107H136ZM142 106H144V105H142ZM171 106H172V104H171ZM253 106H255V105H253ZM144 107H143V109H144ZM147 107L148 106H146V108ZM150 108H152V107H150ZM150 108H147V109H150ZM208 108H207V110H208ZM113 109H115V108H113ZM129 109L130 108H128L126 110H129ZM158 109H159V107H158ZM172 109H173V107H172ZM178 109H180V111H181V113H179V114L174 112V111H176ZM47 110H49V109H47ZM144 110H146V109H144ZM151 110L152 109L148 110V112L150 111V113H151ZM240 110L238 109V111H240ZM81 111H84V112L83 113H79ZM244 111L245 110H243V112ZM3 112L0 113V116H3V114H4ZM124 112L125 111H123V112L120 111L119 113H117L115 115V120L118 122V124L121 125V127L125 128L126 135L128 137H132V136H134V132H135L133 130H135L137 128V126H138L137 125L138 121L133 116L131 118L128 117V115L125 114ZM215 113H213L214 114L213 117H215ZM16 114H15V116H16ZM166 114L165 115L162 114L161 116L167 117L168 115H166ZM54 115H55V113H54ZM11 116H12V114H11ZM58 116L60 117V115H57V117ZM144 116H145V118H147V119L149 118L150 119L148 113H147V116H146V113H145ZM263 116H264V113H263ZM24 117L27 118L29 116H24ZM208 117L210 118V116H208ZM2 118L5 119V118H8V116H3ZM29 119H31V118H29ZM159 119H160V117H159ZM19 120L20 121H24L26 119L25 118H19ZM58 120H60V118H56V120H51L50 119L49 122L48 121L47 122L42 121V123L44 125H46V123H50V122L51 123H56ZM75 120H78L79 122L75 123ZM0 121L2 122V120H0ZM116 121H115V123H116ZM142 121L141 122L143 124L146 123V119H144ZM11 122L13 123L14 121H11ZM29 122H30V120H29ZM32 123L33 122L31 121V124ZM62 123L64 124V120L62 121ZM8 124H6V127H5L6 129H12L15 126L14 123H13L14 125L13 124H9L8 125ZM77 124L81 125L80 128H74V125H77ZM84 124H86V125H84ZM35 127H38V126H36V124H34V128H32V129L35 130V133H36V132H38V129L35 128ZM148 128H149V126H148ZM23 129H25V128H23ZM36 129H37V131H36ZM225 129H227V128H225ZM216 130H218V129H216ZM224 130H222V131H224ZM25 131H30V128L26 129ZM144 131H145V129H144ZM146 132H148V131H146ZM203 132H204V134H203ZM45 133H46V131H43V132H41L40 135H43ZM154 133H156V132L154 131ZM226 133L227 134L229 133L228 130H226ZM236 133H234V134H236ZM73 134H76V133L73 132ZM190 134H192V136ZM25 135H26V133H25ZM245 135H246V133H240V137L239 138L241 139ZM219 138H222V140H223L222 144L224 145L223 150L220 151L219 159L215 158L217 156H215V154L213 153V149L208 151V153H209L208 155H205L208 158V160H211V162H213V163H211V162H208V163L212 164L213 166L218 163L217 164L218 165V169H219V171H217L218 173H216V174L214 173V170L212 169L213 167L211 165H208V164H205V163L204 164H205V169L207 171H209L211 174L215 175V177H217V174H218L219 176H221V178L225 179L226 183L224 184L223 190H222V185H219V184L216 185L218 187V190H215L217 192H215L213 190L212 193L214 194V196H209L208 193L203 192V194L207 195V197H208L207 198L208 199V203H209L208 206H205V202H201L198 199L199 197L200 198L201 197L205 198L204 195L200 194V191H199L202 188L201 184H200V186H196L195 184L197 182H195L192 187H188V190H190V191L189 192L187 191V193L185 194V195H188V196H186L187 197V203L183 207V210H185V212L188 213V217L193 216V219H197V217H195L196 215L198 217H203L204 219L208 218V212H210V214H211L210 220L211 221H215L217 219V216L214 215V211L215 210L216 211L219 210V205H218L219 201H220V199L222 198V196L225 194V192L227 190L234 189L233 192H232V195H234V196L243 195L246 192V190L239 191L240 190L239 188L235 189L236 185L232 181L231 178L227 177L228 174H233L234 176H241V178H242L241 187H243V188L248 187V188H245V189H249V187L252 188V189L254 188V186H253L252 182L250 181V179H249L247 174H264V165L261 164L258 161V159H257V154H263L262 152L264 151V147L261 144H257L255 141H253V143H250V145H246V144H242V142H241L243 149L247 150L248 153L247 154H243V153L237 154L238 148L241 147V144H239L237 142L238 141L237 140L238 137L236 139H234V135H232L229 138V136H227V135L226 136L225 135L222 136V135L219 134ZM74 140H76V139H74ZM234 140H237V141H234ZM250 140H254V139H250ZM79 141H80V139H79ZM66 142H67V140H66ZM84 143H85V141H84ZM76 144H80V143L76 142ZM199 144H200V142H199ZM216 144H218V142H216ZM235 145H237L238 147H235ZM75 147H81V146L80 145H76ZM218 148H222V147L218 146ZM83 149H84V147L82 148V150H78V153L80 151L83 153L85 151ZM73 150L74 151H72V152H74V153H75V151H77L76 148L73 149ZM67 151H66V153H67ZM199 152H200L199 149L195 148L194 150L191 151V154L193 156V154H197ZM56 154L58 155V153H56ZM74 155H76V153ZM74 155H72V156H74ZM167 155H169V154H167ZM70 156H71V154H70ZM170 156L171 157L173 156V159H175V161H174L176 163L175 168L177 169V172H178L179 175H181L180 171H185L186 172L185 174H188L189 172L191 173V172L195 171L197 168L201 169V167L203 166V165L197 164L198 161H195L197 158L196 159L195 158L194 159L193 158L192 159H185V158L179 159L180 157H177L175 154H170L169 157ZM74 158L77 159V157H74ZM167 158H164V156L162 155V157L160 158V161H159V163L165 167V169H164L165 172L164 173H166V169L167 168L170 169L169 167H172V165L170 163L171 160L169 161V160H167ZM75 161L78 162V160H75ZM150 162L153 163V164L156 163V162L154 163L153 161H150ZM69 163L70 162H68V164ZM45 164H46V162H45ZM64 164H63V166H64ZM73 164L76 165L74 162H73ZM68 166H70V165H68ZM74 167H73V165H72V167L70 166L71 169L68 167L69 168L68 171L69 172L71 171V174H69V173L66 174V172L63 171L65 166L62 169L63 174H58L59 173L58 171H61V170H58V169H57L58 173L56 172V170H55V172L53 171L55 174L57 173V175H54V177H55L54 179H56V181L58 182V186L62 185V184H60L61 182L62 183L64 182L63 185L60 186V189H59L60 192L58 191L60 194H57L58 196L62 195L63 198H61V197H60V199H59V197L53 198V199H55V201L57 200L58 203H61V206L64 204V202H65L64 200L66 199V197L70 193H71L69 195L70 197H71L72 194L75 195V198L71 197V202H72L71 207H75V209H77V207H79L81 204H82V206L85 205L86 208H87V206L89 208V205H91L93 202H95L96 199L99 200L98 203H100V204L102 203V201H104L106 209H113L114 210L111 215L106 216L105 220H107L109 222H112L115 225L122 224V223H119V222H122V220H124L123 217H124V214H126V213L131 215V216H128V217H130L129 218V220H130V219L138 218V217L134 216L136 214H139V213H143L144 214V212L153 204H157L158 206H160L162 209H165V210L171 208V206H172V204H170L169 201H171L173 199V197L171 195H169V193H166V194L164 193L163 194L164 190L159 189V186L163 185L162 183H160V182H162V180L160 179L159 173H155V172H153V170H145V168H143V170H139V171L137 170V171H135V173H155V174H124L125 175V177H124L125 179L123 178V176H121V174H118V175L117 174H102V175L99 174L100 176L98 178H97L98 174H92L91 178H93L95 180L94 185L91 188H88L87 186L85 188L84 184L85 183L87 184V181L90 178L88 176L89 174H75L74 173ZM60 168H62V164H61ZM103 168H107V166H105ZM103 168H101V169H103ZM173 169H174V167H173ZM42 170H44V169H42ZM52 170H54V169H52ZM131 171H133V170H131ZM1 172L2 171H0V173ZM95 172L97 173V170ZM207 173L208 172H206V174ZM185 174H184V176L186 177ZM119 175L121 176V178L119 177ZM68 176H71L70 178H72V180L70 179L71 180L70 182H66L65 181ZM206 176H208V174ZM171 178L175 180V177L172 176ZM210 178H211V176H210ZM98 179H100L102 182L101 183H97L95 185V183H96V181H98ZM103 179H104V181H103ZM0 180H1V178H0ZM52 180H53V178H52ZM43 182L45 183V181H43ZM198 182L200 183V181H198ZM79 183H80V185H82V187L84 186V188H85V189H81L82 191L81 190L80 191H76L77 189H76L75 186L78 185ZM115 183H117V185L114 186V187H119V189H120V190H118V194H117V192H114V190H113L114 189L113 185ZM158 183H159V186H157ZM183 183H184V181H183ZM199 183H198V185H199ZM166 187H168V186H166ZM111 188H112L113 192L110 191ZM160 188H162V187H160ZM27 189L28 188H24V192L22 191V193L18 194V196L19 197L21 196L20 198L31 196L29 194V192L27 191ZM31 190L32 189H30L29 191H31ZM43 190H45V189H43ZM74 191H75V193H74ZM115 191H117V189ZM130 191H132L135 194L130 193ZM114 193H116V194H114ZM53 194H54V191H53ZM15 198H16V196H15ZM164 198L167 199V203H165V199ZM24 199L25 198H23V200ZM27 199H25L26 203H28V201H29ZM160 203H162V204H160ZM4 206L7 207V208H12L13 211H15V208L13 207L12 203L11 204L7 203ZM95 206L96 205L94 204V207ZM119 206H121L122 209H120ZM70 208L67 207V209L65 208L64 210L66 211V210H68ZM62 209H63V207H62ZM97 209H101V207H99ZM92 210H95V209L92 208ZM70 211H71V209H70ZM11 213H12V211H11ZM119 213H121V218L120 219H118V217L116 216V215H120ZM46 214H48V213H46ZM67 214H68L67 215V219L69 220V218L72 215L69 216V213H67ZM26 215H27V213H26ZM76 215L79 216L80 214H78V212H77ZM206 215H207V217H206ZM64 216L66 218V214H64ZM74 216H75V214H74ZM125 217H126V215H125ZM51 219H53V218H51ZM126 219H127V217H126ZM202 221L203 220H201L199 228H197V227L194 228V226L190 225L187 228H183L182 232H186L189 229H192L195 232L193 234V236H195L197 230L200 231V230H203L205 228V226L202 223ZM73 222H74V220H73ZM131 222H132V220H131ZM194 222H191V224L194 223ZM87 223H89V224H97V221H94V219H93L92 222H88L87 219H85V218H82L81 220H79V224H77V225L75 224V226H74V227H76V228L81 230V233L77 234L78 235V239L83 237L81 235L87 234L89 231H92V227H88L89 231H84V228L79 226L80 224L85 226V224H87ZM220 224L219 223H215V222H209L208 223V225H209L208 226V233L211 231V228H213L218 235L224 234L227 231V228L224 227L222 223H220ZM121 226H123V225H121ZM183 226L184 225L182 223H179L177 228H176L177 231H175V232L173 231L172 232L171 230H169L168 233L170 235L171 234H176V233L179 234L180 233V229ZM74 227L72 226V228H74ZM134 227H136V225ZM67 229H68V225H67ZM19 231H20V229H19ZM123 231L122 230L119 231V229L117 231H115V232L114 231L112 232V230L107 231V233H110L109 236H107V237L105 236L104 239H101L102 241L99 240L100 246L102 245L101 246L102 248H100L101 252L105 251V250H108L110 248H111V250H110L111 252H118V254L116 256L115 255H109L107 257L105 255L107 260H108V258H111L112 256H115L111 260L109 259L110 261L113 260V262H114V259L116 260L115 263H113V264H159V262H161V260L163 258L169 257L170 255H173V254L175 256H177L180 251H182L183 253H187L186 250H187L188 243L192 244V242H190V241H184L182 236L181 237L177 236L176 238H172V240H170L168 242H164V243H162L160 245L158 244L159 246L157 245V247H156L155 245L150 243V240H147V241L144 240L145 237L143 239H141V237L139 235H137L139 233H135V234L132 233L131 234L129 232L130 230L129 231H125V232H123ZM137 232H139V231H137ZM182 232L180 234H182ZM143 233L144 232H142V234ZM88 234H90V233H88ZM9 235L5 234V237L11 242L10 244H11V247H12V249L14 251L19 250L20 248H22L26 244V237L25 236H23V237L20 236L19 238H17L16 234H15V237H16V239H15V238L9 237ZM100 235L101 234H99V237H100ZM188 235L190 236V234H188ZM202 235H204V234H202ZM11 236H12V234H11ZM59 236L61 237L62 234H60ZM55 237H56L55 240H57V236H55ZM89 237H90V235H89ZM174 237H175V235H174ZM202 237H204V236H202ZM48 238H49V235H48ZM85 238H86V236H85ZM131 238H133V240H134L133 243L136 244V246L137 245L138 246L137 247H131L128 250H125V248H123V250H122V247L127 245L125 242L130 241ZM52 240L54 241V239H52ZM61 240H62V238L60 239V241ZM103 240H104V242H103ZM47 242H50V241L48 240ZM61 242H64V241H61ZM86 243H88V241H86ZM79 244H80V242H79ZM92 245L93 244L89 245L90 251H89V249H88V252H85V251L83 252L82 251L83 252L82 258L85 259L87 257L86 253L89 254V252H91V253L95 254L96 256H98L97 253H94L91 250L92 249L91 248ZM145 245H150L152 248L149 247L148 249H145L147 247ZM77 246H78V244H77ZM153 247L156 248V249H154ZM64 250H66V249H64ZM68 250H69V252L71 250L73 252L75 251V249L73 250L71 248L67 249L66 251L68 252ZM147 250H148V254H147L148 256L144 254V251H147ZM1 251H4L2 246H0V252ZM28 251L31 252L30 247H28L25 250V252H28ZM64 252H61L60 255L62 253H64ZM67 252H65V253H67ZM69 252H68V254H69ZM129 252H131L132 254L129 253ZM133 252H135V254H133ZM136 252H138V254L143 253V255L142 256H138ZM29 254L28 255H23V252L20 251V252L14 253L13 257L17 261L23 262V264H34V263H36L38 259L35 256L31 257L32 259H30ZM41 255H40V257H41ZM31 256H32V254H31ZM76 256H78V255H76ZM105 256L103 254V256H102L103 259H104ZM263 257L264 256L257 257L255 260L257 261V259H261ZM69 259H67V261ZM103 259H102V261H103ZM54 260H56V259H54ZM60 260H61V258H60ZM65 260L66 259H64L63 261H65ZM82 260H79V262L80 261L82 262ZM48 261H50V260H43L42 259L41 262H37L36 264H38V263L41 264L42 262L47 264ZM61 262H62V260H61ZM86 262L88 263V260H86ZM106 262H105V264H106ZM83 264H85V263H83ZM182 264H184V263H182Z\"/></svg>","mask_w":264,"mask_h":264}]
</instances>
